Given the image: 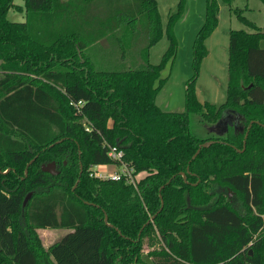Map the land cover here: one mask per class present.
I'll list each match as a JSON object with an SVG mask.
<instances>
[{
	"label": "trees",
	"instance_id": "obj_1",
	"mask_svg": "<svg viewBox=\"0 0 264 264\" xmlns=\"http://www.w3.org/2000/svg\"><path fill=\"white\" fill-rule=\"evenodd\" d=\"M184 3L169 15V45L153 64L148 49L164 32L156 0H0V264H264V25L234 9L250 29L229 31L225 101L200 102L195 80L218 22L217 1L206 0L185 108L166 110L156 97ZM9 10L25 19H8ZM143 19L145 66L95 69L86 45ZM226 113L240 126L208 138L191 132L190 114L213 127ZM52 161L55 175L41 170ZM121 162L142 176L93 173ZM45 229L67 233L45 248L37 232Z\"/></svg>",
	"mask_w": 264,
	"mask_h": 264
},
{
	"label": "rangeland",
	"instance_id": "obj_2",
	"mask_svg": "<svg viewBox=\"0 0 264 264\" xmlns=\"http://www.w3.org/2000/svg\"><path fill=\"white\" fill-rule=\"evenodd\" d=\"M66 1V0H63ZM218 3L217 25L205 38L204 46L206 55L201 59L195 80L196 97L200 102H210L219 105L225 101L227 87V64L229 31L231 29L250 28L243 24L234 9H239L242 15L255 22L259 27L264 25L262 0H231ZM24 0H14L15 4L22 5ZM160 20L164 32L162 37L148 49L147 60L156 64L169 45L165 34L168 17L177 9L178 0H156ZM206 0H185L184 8L173 25V34L177 42L175 55L166 64L161 72L164 83L160 88L156 102L163 109L171 111H183L185 108V93L187 80L194 74L193 67V43L198 30L205 21ZM8 19L12 21H23L24 11L9 10ZM95 31L94 29L91 30ZM122 28L114 33L98 37L96 41L89 43L84 48L85 53L97 70H124L128 68H143L146 64L143 55L150 33L143 19L134 30L128 29L121 35ZM264 46V43L262 42ZM189 127L193 134L200 138H208L214 133L211 127H207L200 120L199 114H190ZM217 135V134H216ZM119 167V166H118ZM113 166L93 168V173L102 178ZM137 174L135 178H139ZM231 197L233 194L230 195ZM238 207V201L234 200ZM63 230H41L38 232L45 247L54 243L63 236ZM157 246V245H155ZM150 241L144 240L143 259L148 260L147 252L150 250Z\"/></svg>",
	"mask_w": 264,
	"mask_h": 264
},
{
	"label": "built area",
	"instance_id": "obj_3",
	"mask_svg": "<svg viewBox=\"0 0 264 264\" xmlns=\"http://www.w3.org/2000/svg\"><path fill=\"white\" fill-rule=\"evenodd\" d=\"M80 104H81V101H79L75 105L78 106ZM86 129L89 130V128H86ZM122 154L123 153L121 150H118L115 146H110L108 155L112 159L120 160ZM97 166H99V167L113 166L115 168L114 170L109 171V173L106 176L102 175V178H111L113 180H120V179L124 178L127 183H135V181H137V179H138V178L134 179V177L137 174H133V170L128 168L122 162L119 165L118 164H101V165H97ZM138 174H141V173H138ZM95 175H97V174H95Z\"/></svg>",
	"mask_w": 264,
	"mask_h": 264
},
{
	"label": "water",
	"instance_id": "obj_4",
	"mask_svg": "<svg viewBox=\"0 0 264 264\" xmlns=\"http://www.w3.org/2000/svg\"><path fill=\"white\" fill-rule=\"evenodd\" d=\"M221 122H223V121H222V118H221L216 124H214V126H215V127L218 126ZM251 124H252V121L249 123V125H248V127H247L246 133H245V135H244V142H245V139H246V137H247V133H248V131H249V129H250ZM225 127H227L226 124H225ZM218 134H219V133H218ZM220 134H221V133H220ZM211 142H212V140H208V141H206V142L201 143V144L199 145L198 149L196 150L195 154H194L192 157H195V156L197 155V153L199 152V150H200L201 147L208 146V145L211 144ZM31 161H33V159H32ZM31 161L28 162L27 166L31 163ZM27 166H26V169H25V174L27 173ZM8 170H9V169L5 170V172L8 171ZM41 170L44 171V172H48V173H50V174H52V175H55V174L58 173V170L56 169V164H55L54 161L49 162V163H43V164L41 165ZM181 174H182L183 178H185V174H184V173H181ZM31 196H32V191H30V192H28V193L26 194V196H25L24 199H23L22 206H25V205H26L27 201L30 199ZM153 219H154V217H152V218L150 219V221H152ZM104 222H105V224H107V218H106V217L104 218ZM107 225H108V224H107ZM108 226H110V225H108Z\"/></svg>",
	"mask_w": 264,
	"mask_h": 264
},
{
	"label": "flooded vegetation",
	"instance_id": "obj_5",
	"mask_svg": "<svg viewBox=\"0 0 264 264\" xmlns=\"http://www.w3.org/2000/svg\"><path fill=\"white\" fill-rule=\"evenodd\" d=\"M222 121L218 126H213L211 127L212 130L215 132V133H225L226 132V127H225V124H233L236 128L239 127L240 125H238V116H235L231 113H226L223 115L222 117Z\"/></svg>",
	"mask_w": 264,
	"mask_h": 264
},
{
	"label": "crops",
	"instance_id": "obj_6",
	"mask_svg": "<svg viewBox=\"0 0 264 264\" xmlns=\"http://www.w3.org/2000/svg\"><path fill=\"white\" fill-rule=\"evenodd\" d=\"M211 131L214 133L213 130H211ZM215 134H217V133H215ZM98 167H99V166H98ZM93 168H94V167H93ZM45 230H47V229H45ZM39 231H41V230H37V232H39ZM42 231H43V230H42ZM54 231H57V230H54ZM61 233H63V234L65 233V234H66L67 232L63 230ZM65 234H64V235H65ZM61 235H62V234H60V238H59L57 241H59V240L64 236V235H63V236H61ZM57 241H55V242H57ZM55 242H54V243H55ZM42 244H43V242H42ZM52 244H53V243H52ZM52 244H50L49 246H51ZM43 246H44V244H43ZM49 246H48V247H49ZM44 247H45V246H44ZM48 247H45V248H48Z\"/></svg>",
	"mask_w": 264,
	"mask_h": 264
}]
</instances>
